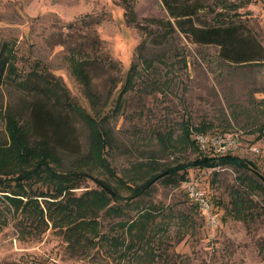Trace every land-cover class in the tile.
I'll return each mask as SVG.
<instances>
[{"label": "rangeland", "instance_id": "obj_1", "mask_svg": "<svg viewBox=\"0 0 264 264\" xmlns=\"http://www.w3.org/2000/svg\"><path fill=\"white\" fill-rule=\"evenodd\" d=\"M128 2L134 4L133 22L125 0H0V53L7 46L10 60L0 84V147L13 143L11 116L30 147L45 136L57 148L55 156L45 159L44 171L23 180L24 196L14 194L25 191L16 180L22 174L0 175L8 179L0 186V264H147L148 253L155 254L154 264H264V190L256 187L262 181L252 170H189L186 180H197L211 197L217 224L194 204L183 181L159 180L146 195L130 199V186L151 173L215 155L183 137L185 122L206 125L209 136L234 135L239 146L233 155L253 162L264 177V61L228 63L218 46L197 44L183 34L163 0ZM201 2L205 6L198 24L241 21L264 45V0ZM72 56L90 63L92 99L72 72ZM50 87L58 96L66 90L70 101L108 131V148L102 153L106 161L97 158L96 147L90 158L96 139L92 124L63 107ZM36 106L52 119L39 120V131L33 133L29 121ZM196 135L195 130L192 138ZM163 136L175 146L163 145ZM35 159L41 163V157ZM26 162L29 166L28 157ZM47 167L62 175H82L52 181L55 186L48 183ZM97 180L115 188L118 198L111 205L121 207L120 213L98 210L100 234L72 253L66 229L53 224L49 207L77 205L82 195L102 190ZM6 195L34 204L23 213ZM236 207L243 211L238 216ZM142 213L152 215L150 233L128 248L130 235L122 224ZM31 218L41 220L37 230ZM102 236L125 243L117 246Z\"/></svg>", "mask_w": 264, "mask_h": 264}, {"label": "trees", "instance_id": "obj_2", "mask_svg": "<svg viewBox=\"0 0 264 264\" xmlns=\"http://www.w3.org/2000/svg\"><path fill=\"white\" fill-rule=\"evenodd\" d=\"M170 14L175 18L176 17V26L178 29L185 34L189 39L193 40L195 43L200 45L212 44L219 47V54L222 59L228 63H237V64H248V63H260L264 61V45L255 38L253 34L248 31V27L243 24L241 21H219L215 24H198L196 22V18L198 14L204 9V3L201 0H163ZM126 4V14L129 17V21L133 22L136 18V13L134 11L133 2H128L125 0ZM152 21L154 23L160 24L162 20H158L153 18ZM171 24V23H169ZM7 46L4 49V52L0 53V84H2L3 80L6 78V73L10 68V60L7 52ZM72 59V72L75 73L76 78L85 86L86 94L92 99L93 92L91 81L89 77V73L87 72V66L90 64L87 60H78L74 56ZM135 67V66H134ZM134 67L132 70L134 72ZM47 83L50 80L45 79ZM55 86L56 83H52ZM55 88V87H54ZM49 88L51 92L57 98V101L63 107H68L71 110H75L77 113L79 112L86 118L87 122L92 124V128L94 129L93 133L95 134L96 139L94 140V148L90 151V158L93 157V152L95 151V147L97 148L98 155L97 158L100 157L103 161H106L102 153L106 151L108 148L107 135L108 131L97 122L94 117H91L81 106L74 104L70 101L68 93L64 90V94L60 96L57 95V89ZM32 118L29 121L31 124V128L33 133L39 131V120L50 121L52 116H47V114H42L41 110H39L38 106L32 111ZM54 122V126L56 129L60 128V122L57 120ZM16 120L9 116L8 125H11L13 128L11 131V136L13 139V143L8 147H0V175H14V173L22 174L19 177H16V180H19L18 187L21 189L24 188V179H30L33 177V173L39 171H44L43 166L45 167L47 163L45 159L49 157V155H56V146H52L48 143V139L42 137V140L38 142L37 145H32L30 147L29 143H26V138L24 139V132L19 130V127L15 125ZM13 125V126H12ZM183 137L190 142V144L194 145L197 149L199 147L197 140L192 138L195 130L198 133H207L206 125L202 127H192L189 123L185 122ZM264 127V125H263ZM161 136V134H160ZM161 141H163V145H172L175 146V141L171 139V137H161ZM28 142V141H27ZM51 148V149H50ZM93 150V151H92ZM30 151V152H29ZM36 154V155H35ZM41 157V163H37L39 159H35V157ZM95 156V157H96ZM30 160L26 162V159ZM20 162H23L21 165ZM25 163V165H24ZM37 164V165H36ZM31 167L30 170H27L28 167ZM218 166H233L244 168L246 170H252L262 181L261 183L256 182L255 185L258 188L264 190V177L260 174L257 168L254 166L253 162H250L238 155L233 154H225L222 156L216 155H202L200 157L195 158L191 162H183L176 166H168L165 167L161 172H153L151 175L143 182L138 183L136 186H130L131 191L133 192V196L130 199L134 200L140 196L146 195L152 188L155 182L167 181L170 184H180V182L186 180L187 174L190 169L194 168H214ZM50 171V175H48L49 181L57 183H63L66 181L74 180V178H80L82 174H78L75 172L67 173L66 175L58 174L47 167ZM182 171V172H181ZM7 178L0 177V186L7 182ZM23 181V182H22ZM99 185H101L102 190H95V192H90L87 194L93 193V197L91 195H82L77 199V205L69 206V204L65 205L63 203H59L54 205L53 207H49V217L54 225L59 226V229L65 228L66 235H68V240L70 241V249L72 253H77L80 248L83 246L84 242H93L94 238L100 234L99 232V220L97 218L98 210L108 208V211L114 212L116 214L120 213L121 207L111 205L113 200H117V192L112 185H108L107 183L97 180ZM26 182V181H25ZM57 183H52L57 186ZM23 191V190H22ZM15 195H22L26 193V189L24 193H20L18 191L14 192ZM31 198V196H28ZM8 202L12 203L17 210L24 211L27 210V204L33 205L34 202L29 200L28 203L23 205V201L20 198L14 196L6 195ZM92 200V202H90ZM94 200V201H93ZM243 200H245L243 198ZM239 200H236L238 204ZM90 202V203H89ZM235 202V201H234ZM235 202V203H236ZM92 203V204H91ZM52 205V204H51ZM56 206V208H55ZM236 206V205H234ZM23 207V208H21ZM237 208V207H236ZM236 216L241 214L243 211L237 208ZM29 215L34 217V213L32 208L29 209ZM246 214L243 215L245 217ZM152 215L150 213H142L138 220H129L125 221L122 224V227H126L128 234L130 235L129 243L127 245L128 248H133L142 242V240H147L148 234L150 233V228L148 227V222L150 221V217ZM41 218V217H40ZM34 221L35 227L37 230L40 225H42L41 220H37L35 218H31ZM47 224V222H45ZM135 230V232H134ZM90 232L93 234V237H88L87 233ZM101 238L111 241L113 239L114 244L117 246L119 244H123L125 242L121 241L116 236H102ZM98 241V240H97ZM264 246V244H262ZM146 253V252H145ZM151 256L148 260L147 264H154V255L153 253H148Z\"/></svg>", "mask_w": 264, "mask_h": 264}, {"label": "built area", "instance_id": "obj_3", "mask_svg": "<svg viewBox=\"0 0 264 264\" xmlns=\"http://www.w3.org/2000/svg\"><path fill=\"white\" fill-rule=\"evenodd\" d=\"M197 143L202 150L211 149L216 156L225 154H233L239 146V140L231 133L222 135L209 136L204 133H198L195 137ZM183 186L186 188L189 197H191L194 204L203 212L208 221L217 224L218 216L213 211V204L211 197L207 195L205 189L197 180H184Z\"/></svg>", "mask_w": 264, "mask_h": 264}]
</instances>
